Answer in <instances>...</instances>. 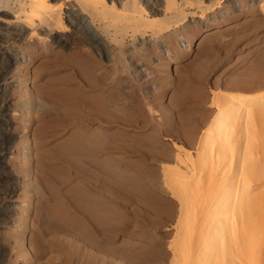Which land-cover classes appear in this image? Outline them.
Listing matches in <instances>:
<instances>
[{"label": "rangeland", "instance_id": "1", "mask_svg": "<svg viewBox=\"0 0 264 264\" xmlns=\"http://www.w3.org/2000/svg\"><path fill=\"white\" fill-rule=\"evenodd\" d=\"M256 17L245 12L224 31H202L178 63L159 64L155 51L148 80L128 78L127 68L82 66L81 53L64 59L81 64L57 73L42 56L20 64L35 76L13 89L17 140L7 178L15 187L5 194L13 209L0 228V264H171L180 202L165 177L176 154L186 156L174 145L194 155L210 148L200 135L217 111L214 93L264 92ZM206 38L212 44L203 46Z\"/></svg>", "mask_w": 264, "mask_h": 264}, {"label": "bare ground", "instance_id": "2", "mask_svg": "<svg viewBox=\"0 0 264 264\" xmlns=\"http://www.w3.org/2000/svg\"><path fill=\"white\" fill-rule=\"evenodd\" d=\"M245 12L258 14L253 22L264 25V0H0V228L13 209L5 197L15 187L7 178L17 140L13 89L18 78L35 76L20 64L28 62L26 68L42 56L49 73H57L80 63L64 59L81 53L87 59L82 66L127 68L128 78L148 80L155 51L159 64L178 63L202 31H224ZM214 94L220 97L217 111L200 135L210 148L194 155L175 144L188 160L177 153V165L165 177L180 202L176 241L168 246L171 264H264V92ZM4 253L0 239V262Z\"/></svg>", "mask_w": 264, "mask_h": 264}]
</instances>
